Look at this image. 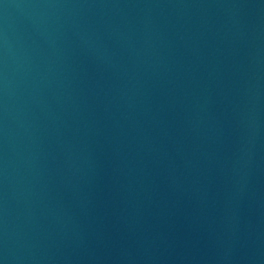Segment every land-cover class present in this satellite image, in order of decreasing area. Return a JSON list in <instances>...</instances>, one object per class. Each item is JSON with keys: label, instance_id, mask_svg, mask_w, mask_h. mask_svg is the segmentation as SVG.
I'll return each mask as SVG.
<instances>
[{"label": "water", "instance_id": "95a60500", "mask_svg": "<svg viewBox=\"0 0 264 264\" xmlns=\"http://www.w3.org/2000/svg\"><path fill=\"white\" fill-rule=\"evenodd\" d=\"M0 264H264V0H0Z\"/></svg>", "mask_w": 264, "mask_h": 264}]
</instances>
